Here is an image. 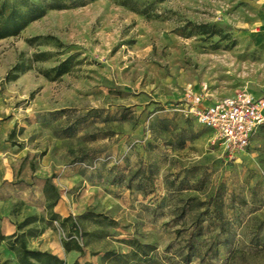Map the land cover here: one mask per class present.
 <instances>
[{"label":"rangeland","instance_id":"374dc122","mask_svg":"<svg viewBox=\"0 0 264 264\" xmlns=\"http://www.w3.org/2000/svg\"><path fill=\"white\" fill-rule=\"evenodd\" d=\"M137 1L149 15L95 0L0 39V195L37 210L30 228L46 234L27 245L57 251L72 229L50 220L41 193L43 179L57 184L61 212L85 232L84 253L61 248L64 264H123L106 253L133 239L151 246L149 264H183L195 223L192 264H264V129L231 156L176 109L189 94L202 104L264 91L263 0ZM188 21L229 37H186ZM38 51L50 59L32 62ZM70 54L82 60L71 72L41 73ZM19 60L31 69L6 81Z\"/></svg>","mask_w":264,"mask_h":264},{"label":"trees","instance_id":"16d2710c","mask_svg":"<svg viewBox=\"0 0 264 264\" xmlns=\"http://www.w3.org/2000/svg\"><path fill=\"white\" fill-rule=\"evenodd\" d=\"M89 1L95 0H0V39L20 36L30 24L43 18L51 10H67L84 6ZM121 4L130 7L136 12L149 15L146 9L140 8V4L137 0H121ZM187 24L188 27H191V30L189 33L185 34L186 37H191L193 35H208L211 37L219 35L221 39H227L229 37V34L224 32L222 28H218L209 23H194L188 21ZM43 37L42 35H36L29 38L27 41L33 45ZM45 38L54 39L57 41L58 46L62 45L61 40L56 36L47 35ZM50 57L51 53L47 51H38L33 54L31 61H48ZM81 63L82 60L79 59L76 54H70L51 68L42 70L41 73L48 79L55 81L71 72ZM30 65L31 64L24 60L17 61L7 72L5 80H17L21 74L31 69ZM188 116L193 117L189 114ZM193 118L196 119L195 117ZM199 136V134H193L191 139H196ZM44 190L50 201L49 207L53 209L61 197L60 191L50 178L46 179ZM37 219L38 217L36 215L25 218L21 223H18V229H22L26 225L37 221ZM50 220H52V222L56 220L60 221L63 227H66V225L70 223L72 231L69 237L64 241V247L67 251L77 250L81 254L85 252V232L78 219L73 218L71 215L62 218L58 213L53 211L51 212ZM201 230L200 224L195 223L193 225L187 242L188 252L182 256L183 264H192V251L195 248L194 238L201 233ZM27 235H35L34 229L29 228V230L23 233H15L9 236L4 235L0 230V241L9 240L7 244L17 253L20 264H64V260L54 253L37 248H30L25 238ZM129 243L132 247L129 252L118 253L109 250L106 253L107 256L117 260L121 259L123 264H149V251L151 246L136 239L130 240ZM0 264H6V262H0ZM72 264L96 263L89 260L80 261L76 259ZM206 264L211 263L208 261Z\"/></svg>","mask_w":264,"mask_h":264},{"label":"built area","instance_id":"2783aa9c","mask_svg":"<svg viewBox=\"0 0 264 264\" xmlns=\"http://www.w3.org/2000/svg\"><path fill=\"white\" fill-rule=\"evenodd\" d=\"M191 97L189 94L184 106L176 109L195 117L202 127L214 134V139L222 141L231 156L248 148L264 128V95L240 92L202 104Z\"/></svg>","mask_w":264,"mask_h":264},{"label":"crops","instance_id":"0c3cea01","mask_svg":"<svg viewBox=\"0 0 264 264\" xmlns=\"http://www.w3.org/2000/svg\"><path fill=\"white\" fill-rule=\"evenodd\" d=\"M263 5H264V0H263ZM250 93L255 95V96H263L264 95V91H262V90L250 91ZM262 129H264V128H262ZM256 136L254 137V139L256 138ZM46 179L47 178L43 179L42 190H41L43 199L45 200V207L44 208L47 207L46 204L49 201L47 198V195L45 194V190H44ZM53 183L57 186V184L55 182H53ZM0 185H1V181H0ZM13 198H14V196L2 197L0 195V230L6 236H9V235H12L15 233H23V232L27 231V230H25L26 228L29 229L31 227V225L36 222L35 221L33 223H30L29 225H26L22 229H18V226H17L18 223H21L23 220H25V218L32 216L33 214H31V213H36L37 210L32 208L33 207L32 205H29V207H31L32 210L30 209V210H28V212H25L23 209L27 206L28 202L27 203L23 202V204H26V206L23 207V209L21 208L20 210L14 211L13 205H12ZM60 202H61V197H60L58 203L53 207V211L58 213L61 217L68 216L69 215L68 212L66 214L61 212V210L59 208ZM17 214L19 215L18 218L16 217ZM45 230H46V228H45ZM45 230H41V229L39 231L36 230L35 235H27V238H28V236H30L29 238L37 237V238L42 239V237H44L46 234ZM49 234H51V233H49ZM6 241L7 240L0 241V262H6V264H20L18 256L16 254H15V258L12 257L9 259V256L14 255L13 253L15 251L8 246ZM28 246L30 248H37V249H40L43 251H49L51 253L58 255L59 257H61V252H60L61 248L65 249L63 243L61 246L56 243V246L58 247L57 251H53V250L48 249V248H43L38 243L33 244V245L28 244Z\"/></svg>","mask_w":264,"mask_h":264}]
</instances>
